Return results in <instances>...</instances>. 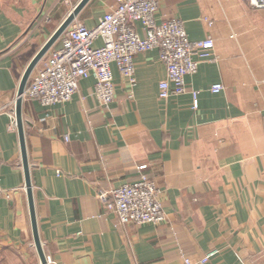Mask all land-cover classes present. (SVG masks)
Instances as JSON below:
<instances>
[{
    "label": "crops",
    "instance_id": "obj_1",
    "mask_svg": "<svg viewBox=\"0 0 264 264\" xmlns=\"http://www.w3.org/2000/svg\"><path fill=\"white\" fill-rule=\"evenodd\" d=\"M79 1L0 0V178L12 191L0 198V264H42L12 113L27 65ZM116 4L90 0L77 18L94 26ZM156 15L182 19L192 40L215 39L213 57L186 75L184 93L159 96L166 65L152 49L135 55L134 85L112 64L116 96L107 105L93 94V77L66 102L23 99L50 264H181L210 251L207 264H264V8L162 0ZM216 82L224 87L214 92ZM142 163L162 189L167 218L122 224L99 194L137 179Z\"/></svg>",
    "mask_w": 264,
    "mask_h": 264
},
{
    "label": "built area",
    "instance_id": "obj_2",
    "mask_svg": "<svg viewBox=\"0 0 264 264\" xmlns=\"http://www.w3.org/2000/svg\"><path fill=\"white\" fill-rule=\"evenodd\" d=\"M161 2L117 0L91 27L76 18L60 37L61 45L51 48L48 58L32 72L23 98L36 99L44 106L66 102L77 92L81 79L93 77V94L101 104L107 105L116 96L112 64L134 85L137 81L134 57L152 49H158L166 65V77L159 83V96L168 98L187 91L186 75L197 71L202 58L213 57L215 39L209 35L192 40L184 21L177 17L158 21L156 14ZM248 2L254 8H264V0ZM98 39L101 44H96ZM223 87L222 82H216L211 90L217 92ZM198 92L192 91L195 107L199 103ZM12 115L11 125L17 126L15 107ZM147 167L148 163L139 164L137 179L99 194L105 201V209L113 211L122 224L159 223L167 218L160 198L162 189L145 171ZM11 195L12 191L3 186L0 178V198ZM214 252L198 259L184 255L181 264H207ZM48 261L51 262V257Z\"/></svg>",
    "mask_w": 264,
    "mask_h": 264
},
{
    "label": "water",
    "instance_id": "obj_3",
    "mask_svg": "<svg viewBox=\"0 0 264 264\" xmlns=\"http://www.w3.org/2000/svg\"><path fill=\"white\" fill-rule=\"evenodd\" d=\"M89 1L90 0H80L71 9L68 15L60 22V24L56 27V29L49 36L46 42L42 45V47L38 50L35 56L31 59L20 81L17 98L15 102V118H16L19 137H20L22 162L25 173V184L28 194L33 237L42 264H50V263L48 261V257L44 249L38 229V221H37L35 201H34V192L32 187L31 173H30V163L28 159V151H27L26 136H25V127H24L25 122H24L23 110H22L23 99H24L23 93L31 77V74L35 69V67L37 66V64L39 63V61L46 55V53H48V51L52 48L55 42L63 35V33L67 30V28L71 25V23L78 17L82 9L87 5Z\"/></svg>",
    "mask_w": 264,
    "mask_h": 264
},
{
    "label": "rangeland",
    "instance_id": "obj_4",
    "mask_svg": "<svg viewBox=\"0 0 264 264\" xmlns=\"http://www.w3.org/2000/svg\"><path fill=\"white\" fill-rule=\"evenodd\" d=\"M81 20V19H80Z\"/></svg>",
    "mask_w": 264,
    "mask_h": 264
}]
</instances>
